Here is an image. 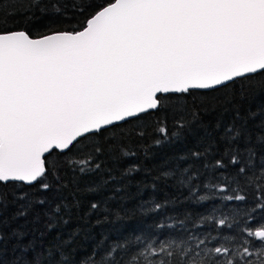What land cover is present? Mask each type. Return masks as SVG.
Instances as JSON below:
<instances>
[{"label": "snow or ice", "instance_id": "snow-or-ice-1", "mask_svg": "<svg viewBox=\"0 0 264 264\" xmlns=\"http://www.w3.org/2000/svg\"><path fill=\"white\" fill-rule=\"evenodd\" d=\"M221 91L247 118L192 153L205 172L178 177L219 206L82 264H264V0H0V264H76L61 229L80 202L60 190L103 189L108 162L134 155L128 125L160 117L156 144L180 139Z\"/></svg>", "mask_w": 264, "mask_h": 264}, {"label": "trees", "instance_id": "trees-1", "mask_svg": "<svg viewBox=\"0 0 264 264\" xmlns=\"http://www.w3.org/2000/svg\"><path fill=\"white\" fill-rule=\"evenodd\" d=\"M249 103L239 98L232 102L230 92L214 93L199 108L200 126L180 139L170 135L160 144H156V140L161 139L156 130V121L160 117L147 120L142 125H128L124 129L123 147L134 155L121 157L120 160L113 158L108 162L112 166V175L116 177L114 181H109L103 189L95 192L84 190V182H81V191L72 185L60 190L66 197V204L80 202L78 207L73 208L69 223L61 229L66 239L75 236L71 252L76 264L92 258L94 252L102 253L103 249L125 243L137 235L154 233L163 238L176 229L158 228V225H175L188 213L193 214L195 219L197 214L207 215L213 203L219 206V201L196 204L186 199L187 188L179 186L178 177L185 169L205 172L202 163L192 153L203 151L210 137L222 136L224 128L238 120L239 116L247 118ZM253 111L256 109L253 108ZM168 126L170 132L174 130L171 117ZM130 167L137 170L122 180V174ZM165 173H174L177 179L165 177ZM212 179L209 169L204 180L208 182ZM201 194L206 193L202 190ZM91 203H97L99 207L93 210ZM156 203L162 207L152 210ZM239 203L233 202V206ZM220 211L228 213L230 209L221 208ZM254 215L259 219L260 210Z\"/></svg>", "mask_w": 264, "mask_h": 264}]
</instances>
